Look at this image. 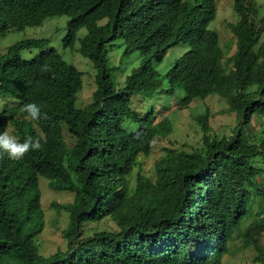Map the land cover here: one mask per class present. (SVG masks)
I'll list each match as a JSON object with an SVG mask.
<instances>
[{"label": "trees", "instance_id": "obj_1", "mask_svg": "<svg viewBox=\"0 0 264 264\" xmlns=\"http://www.w3.org/2000/svg\"><path fill=\"white\" fill-rule=\"evenodd\" d=\"M233 1L239 19L229 23L236 51L227 67L219 33L208 27L215 0H0V36L66 15L64 46L75 49L79 42L96 70L92 100L77 106L83 71L49 47L48 38H25L0 53V98L11 101L0 110V132L10 126L19 142L33 136L43 144L20 162L0 153V264H223L257 199V217L242 235L245 246L263 253L264 138H250L245 128L255 114L264 115V16L256 22L257 0ZM119 39L121 59L136 50L142 56L122 85L109 57ZM182 41L189 49L163 75L155 62ZM25 50L38 53L25 58ZM180 89L179 108L219 93L240 120L232 134L218 136L207 112L196 116L201 147L166 148L153 179L139 159L159 136L172 133L170 118L156 120V106ZM135 96L155 102L141 111ZM29 102L47 119H25L19 109ZM40 176L52 189L75 194L58 204L70 215L66 249L50 255L36 239L45 226ZM107 217L117 229L84 235L86 223Z\"/></svg>", "mask_w": 264, "mask_h": 264}, {"label": "rangeland", "instance_id": "obj_2", "mask_svg": "<svg viewBox=\"0 0 264 264\" xmlns=\"http://www.w3.org/2000/svg\"><path fill=\"white\" fill-rule=\"evenodd\" d=\"M215 1L217 4L216 17L209 23L208 27L215 29L219 33L220 43L226 52L224 63L227 67H231V58L236 51V38L229 27V23L236 22L239 19V14L234 8L233 0ZM257 1L259 12L256 16V22H259L264 16V0ZM67 20L68 17L66 15L49 16L39 26H28L24 30H11L0 36V53L5 52L12 43L25 38H48L50 40L49 47H55L67 61L75 63L83 71L84 85L82 90L78 92L76 101L77 106H82L92 100V95L96 88V70L92 62L78 50L79 42H77L75 49L64 46V37L67 34ZM85 32L86 29L82 28L79 31V36L84 35ZM262 39H264V34ZM124 48L125 43L119 39L114 41V45L109 51L110 64L115 66L114 76L120 85L123 84L126 75L142 62V56L138 50L121 59ZM188 49L189 43L187 41H182L172 46L163 60L155 62L156 68L164 75L173 66L175 60ZM36 53H38L36 50H25L23 56L31 58ZM165 83L166 87H169L166 78ZM184 95L185 90L183 89L165 93L156 106V120L164 117L170 118L173 122V131L167 136H159L153 144L152 152L149 155L141 156L139 159L144 174L151 176L153 179L156 177L155 162L165 154L166 148L191 151L201 147L204 131L196 120V116L199 114L206 112L209 114L211 132L218 136L232 134L239 123L240 117L238 113L229 109V103L225 96L219 93H212L205 99H194L187 108L181 109L178 107V101ZM141 101V96L134 97V104L137 109L143 111L144 108L145 112L155 102V100L152 101L150 99H147L144 103ZM10 102L9 99L5 101V99L0 98V110L9 106ZM245 130L250 138L255 140L264 138V115L255 114L251 120L250 127L245 128ZM7 131L10 135L15 136L13 127L9 126ZM64 135L69 145L74 143V139L66 128H64ZM137 170L138 167L130 175L132 185L136 181ZM40 188L42 190L41 205L45 212V226L36 239L40 252L50 255L58 249H66L63 230L69 225L70 215L69 211L63 207H58V204L72 202L75 194L70 191L52 189L49 186L48 179L43 176H40ZM258 210L259 200L257 199L253 205V213L245 219L234 238L229 241V252L224 255L223 264H264V251L262 253L260 249L253 245L245 246L243 244L242 233L256 219ZM259 216H264V212ZM99 229L113 230L117 229V225L110 217L100 222H89L83 228L84 235H91ZM259 242L264 249V231L260 235Z\"/></svg>", "mask_w": 264, "mask_h": 264}, {"label": "clouds", "instance_id": "obj_3", "mask_svg": "<svg viewBox=\"0 0 264 264\" xmlns=\"http://www.w3.org/2000/svg\"><path fill=\"white\" fill-rule=\"evenodd\" d=\"M19 112L26 114L25 119L39 121L41 118L47 119L46 114H42L41 108L34 102L23 104ZM42 137L27 136L23 142L10 135L7 130L0 132V153H6L8 158L20 162L31 151H40L43 148Z\"/></svg>", "mask_w": 264, "mask_h": 264}]
</instances>
